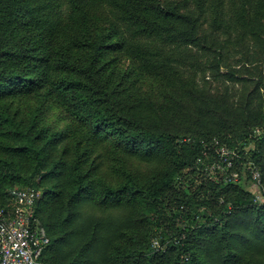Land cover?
<instances>
[{"label":"trees","instance_id":"trees-1","mask_svg":"<svg viewBox=\"0 0 264 264\" xmlns=\"http://www.w3.org/2000/svg\"><path fill=\"white\" fill-rule=\"evenodd\" d=\"M214 9L232 25L246 17L264 56V0H0V207L14 187L42 188L34 213L49 238L44 263L216 264V251L221 264H264V204L229 172L208 174L224 146L236 169L253 158L264 181V75L220 71L222 53L202 27L222 26ZM190 48L214 53L212 76L253 88L238 105L197 89L196 111L155 107L126 86L129 71L103 62L106 50L123 51L163 80L188 64ZM15 96H48L74 124L52 131L37 113L26 122ZM104 143L113 180L94 177ZM121 153L162 164L140 177ZM189 170L199 183L181 184ZM84 201L99 207L83 210Z\"/></svg>","mask_w":264,"mask_h":264},{"label":"rangeland","instance_id":"rangeland-1","mask_svg":"<svg viewBox=\"0 0 264 264\" xmlns=\"http://www.w3.org/2000/svg\"><path fill=\"white\" fill-rule=\"evenodd\" d=\"M215 13L218 14L219 19L223 17V20L219 22L222 23V26L216 28L211 26L209 21H205L202 27L209 36V42L222 53L223 61L220 71L223 73L228 69L234 70L236 73L243 74V76L250 75L253 78L264 75V56L257 47H255L254 39L251 34L252 29L248 25L246 17L245 20L232 25L227 17L219 13L218 9L213 10V15ZM105 54L103 62L111 61V66L115 67L121 74L129 71V73L126 74L128 75L126 86H130L137 94L142 95L145 101L152 103L155 107L172 105L188 111H196L202 104L200 98L197 96V89L203 90H200V96L206 91H210L211 94H214L213 96H215V98L223 97L225 104L238 105L243 92L253 88V83L251 82L232 80L226 78L224 75L219 77L212 76L210 73L211 70L208 69V65L214 53L210 54L208 57L203 55L199 57V53H196L193 48L189 50V54L192 56H188V64L180 69L179 74L167 76L163 80L154 78L144 72L139 62L125 55L123 51L111 52L106 50ZM18 98L19 96H15L13 107L15 110L17 109L18 115L26 122L37 113L39 122L47 125L52 131H64L74 124V120L65 112L62 106L48 96L40 100L35 96L23 97L20 99V104H18ZM255 131L256 135L262 133L260 128H255ZM101 146L103 157L99 158V160H102V163L100 162L99 165L97 164L98 160H96L95 166L98 167L99 170L94 177L98 179V176H100L107 180H113V175L109 168L112 164V150L108 143H104ZM244 146L245 152L249 155L253 149H256L252 140L251 142H246ZM60 149L61 147L58 150ZM125 154L126 153H121L124 157ZM125 160L140 177H146L162 164L161 162L153 163L150 158H145L138 153L128 155V157H125ZM253 169L258 174L252 172ZM225 172H229L233 178H236L234 180L240 181L244 189L248 190L253 195V203L255 205L259 206L264 204V181L260 166L254 163L253 158H248V161L243 163L241 169L233 167V162L230 166L220 163L219 168L211 167L208 169L209 177L214 181H217L220 175ZM180 178L186 179L182 182L180 181L181 184H184L187 180V183H190L191 180L194 181V179L196 180L194 183H199L198 180L200 179L199 174L192 171L184 173ZM205 179L208 178L205 177ZM41 189L39 190L42 196ZM216 191H218V189H216ZM83 203V210L87 209L88 205H90L91 208L99 207L97 204L90 201H84ZM129 208V206L125 205L121 210L125 211L126 209L129 210ZM154 239L152 240L153 244H155ZM155 240L159 244L158 239L156 238ZM211 259L216 264H221L220 257L216 251H213Z\"/></svg>","mask_w":264,"mask_h":264},{"label":"built area","instance_id":"built-area-1","mask_svg":"<svg viewBox=\"0 0 264 264\" xmlns=\"http://www.w3.org/2000/svg\"><path fill=\"white\" fill-rule=\"evenodd\" d=\"M216 153L221 162L214 160L209 169L219 168L220 163L230 166L236 156L234 150L224 146L216 149ZM252 172L257 173L254 169ZM8 197L10 206L0 207V264H46L40 260V255L49 238L34 213L41 191L14 187L9 190ZM154 243L153 247H159L155 239Z\"/></svg>","mask_w":264,"mask_h":264}]
</instances>
